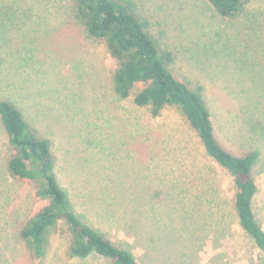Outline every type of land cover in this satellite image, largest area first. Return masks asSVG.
Returning <instances> with one entry per match:
<instances>
[{
	"label": "rangeland",
	"instance_id": "374dc122",
	"mask_svg": "<svg viewBox=\"0 0 264 264\" xmlns=\"http://www.w3.org/2000/svg\"><path fill=\"white\" fill-rule=\"evenodd\" d=\"M73 0H0V100L48 140L54 176L73 211L139 264H264L240 228L233 178L207 157L180 110L153 118L113 90L115 64L86 35ZM149 23L172 72L188 80L210 114L219 145L256 152L255 219L264 230V0L233 19L206 0H122ZM0 124V264H111L69 255L64 224L33 260L19 231L43 206L34 186L6 172Z\"/></svg>",
	"mask_w": 264,
	"mask_h": 264
},
{
	"label": "trees",
	"instance_id": "16d2710c",
	"mask_svg": "<svg viewBox=\"0 0 264 264\" xmlns=\"http://www.w3.org/2000/svg\"><path fill=\"white\" fill-rule=\"evenodd\" d=\"M206 1L220 18L233 19L250 0ZM72 13L88 38L101 42L114 62V93L120 99L132 97L133 104L148 108L153 118L167 107L180 110L196 132L207 157L233 178L236 187L233 205L238 224L262 252L264 261V230L252 209L256 185L251 168L257 153L238 156L219 145L200 95L201 88H193L188 80L172 72V52L157 46L149 33L148 21L125 1L73 0ZM0 124L8 141V176L32 183L35 197L43 202L19 231L30 257L37 261L44 259L49 235L61 222L70 236V256L86 258L93 253L111 264H139L130 252L115 246L73 211L54 176V158L48 140L36 136L20 111L5 100H0Z\"/></svg>",
	"mask_w": 264,
	"mask_h": 264
}]
</instances>
